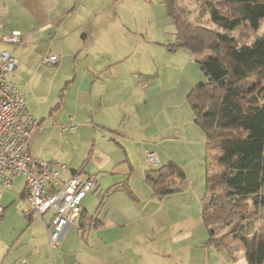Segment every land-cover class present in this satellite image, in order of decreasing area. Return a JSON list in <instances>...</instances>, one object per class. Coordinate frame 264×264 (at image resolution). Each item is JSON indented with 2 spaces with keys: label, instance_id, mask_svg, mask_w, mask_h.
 I'll use <instances>...</instances> for the list:
<instances>
[{
  "label": "crops",
  "instance_id": "1",
  "mask_svg": "<svg viewBox=\"0 0 264 264\" xmlns=\"http://www.w3.org/2000/svg\"><path fill=\"white\" fill-rule=\"evenodd\" d=\"M88 1L0 0V33L23 36L19 45L1 40L0 54L11 51L18 60L14 81L42 125L31 154L65 164L63 178L79 171L96 179L59 250L49 246L50 211L32 219L29 232L16 233L12 245L0 240V264H249L243 250L214 244L202 221L205 197L196 212L188 196L195 192L187 160L206 137L196 123L173 121L186 104L193 111L188 96L202 76L192 53L177 44L163 0L147 16L85 12ZM51 56L58 60L44 64ZM149 152L158 164L147 162ZM169 162L184 179L171 175L180 189L161 195L146 176ZM25 189L18 196L29 208ZM6 217L4 208L0 237L12 227Z\"/></svg>",
  "mask_w": 264,
  "mask_h": 264
},
{
  "label": "trees",
  "instance_id": "2",
  "mask_svg": "<svg viewBox=\"0 0 264 264\" xmlns=\"http://www.w3.org/2000/svg\"><path fill=\"white\" fill-rule=\"evenodd\" d=\"M178 2L163 0L177 44L192 53L207 78L188 96L194 122L206 134L202 221L218 248L243 250L249 264H264V228L247 226L249 207L264 212V32L246 42L232 35L244 24L261 29L264 0H205L203 20L211 26L193 21ZM154 172L159 178L150 172L146 180L156 192L179 191L170 179L178 173L174 162ZM229 225L215 237V227Z\"/></svg>",
  "mask_w": 264,
  "mask_h": 264
},
{
  "label": "built area",
  "instance_id": "3",
  "mask_svg": "<svg viewBox=\"0 0 264 264\" xmlns=\"http://www.w3.org/2000/svg\"><path fill=\"white\" fill-rule=\"evenodd\" d=\"M21 44L23 36L15 31L9 36L0 33V41ZM58 56L45 58L43 63L53 64ZM18 60L11 51L0 54V222L4 207L1 205L3 190L12 188L16 176L26 177L25 194L31 206L24 214L29 219H39L52 211L47 226L51 250L60 249V241L66 229L83 214V202L87 194L96 186L93 176L81 172H68L65 164L57 161L38 159L30 152L32 136L42 129L40 120L26 109L24 93L14 81ZM77 126L72 123L70 128ZM68 129L63 126L62 131ZM147 162L156 165V153L146 154Z\"/></svg>",
  "mask_w": 264,
  "mask_h": 264
},
{
  "label": "rangeland",
  "instance_id": "4",
  "mask_svg": "<svg viewBox=\"0 0 264 264\" xmlns=\"http://www.w3.org/2000/svg\"><path fill=\"white\" fill-rule=\"evenodd\" d=\"M115 1V0H114ZM108 2V0H89L87 3V7L84 8L85 12L88 11H96L99 13L104 8L113 9H125L130 11H136L139 15L147 16L146 12L151 10V7L156 4V0H119V3L115 4V2ZM205 0H179L178 4L182 7L191 11V18L193 21L201 22L205 25L211 26L206 20L207 16L206 13L202 11V6ZM140 18V17H139ZM204 19V20H203ZM147 21H143L142 24L146 25ZM151 27V26H150ZM264 32V24L262 25L261 29L258 31H254L248 24H244L236 28L232 35L239 38L242 41H253L257 37H259ZM185 48V49H184ZM182 50L187 51L188 49L184 47ZM183 52V51H182ZM205 58V57H204ZM197 66L200 70V75L202 76L200 83H205L207 81L206 76L200 69V66L197 62ZM186 107L182 108L178 111L177 118L173 121V124H195L193 112L188 104L185 105ZM192 120V121H191ZM193 122V123H192ZM197 130L206 137L205 132L201 127L195 124ZM192 158L187 160L188 164V175L189 182L193 185V191L195 194H188L191 196V200L193 205L195 206V211L197 212L200 208V203L202 199L205 197L206 194V165H205V157H206V139L199 141L195 144L194 149H192L191 154ZM164 174V173H162ZM159 178V173L155 175ZM18 177V178H17ZM16 178V179H15ZM13 180L14 187L6 188L3 190L2 194V206L5 208V217L8 218L9 222L12 223L11 228H5L2 231V236L0 240L3 241L2 245H12L14 240L18 237L20 233L25 234L29 232V223L31 219L26 217L23 211H26L27 202L23 201V199L18 196L20 191L24 190V186L26 183V177L22 174L16 176ZM102 180V178H98V180ZM136 178L132 179V182L135 185ZM17 193V194H16ZM100 195V193H99ZM30 202V201H29ZM31 204V203H29ZM30 208V207H29ZM247 215L249 216V220L247 221V226L249 229H261L264 228V212L262 211H255L254 208L249 207L247 211ZM5 218V219H6ZM4 219V220H5ZM24 221V222H23ZM40 223H43L40 220ZM234 225V224H233ZM233 225L229 226H218L215 227V236L216 238L222 236L226 232H228ZM18 234L14 236L15 234Z\"/></svg>",
  "mask_w": 264,
  "mask_h": 264
},
{
  "label": "water",
  "instance_id": "5",
  "mask_svg": "<svg viewBox=\"0 0 264 264\" xmlns=\"http://www.w3.org/2000/svg\"><path fill=\"white\" fill-rule=\"evenodd\" d=\"M179 45H181V44L179 43Z\"/></svg>",
  "mask_w": 264,
  "mask_h": 264
}]
</instances>
